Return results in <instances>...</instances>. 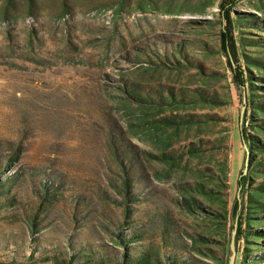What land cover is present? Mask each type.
<instances>
[{
	"label": "rangeland",
	"instance_id": "1",
	"mask_svg": "<svg viewBox=\"0 0 264 264\" xmlns=\"http://www.w3.org/2000/svg\"><path fill=\"white\" fill-rule=\"evenodd\" d=\"M220 1L0 0V264H217L240 222L236 264H264V236L249 252L245 238L264 221L234 212L249 87L234 84ZM232 17L252 21L233 27L248 76L264 0Z\"/></svg>",
	"mask_w": 264,
	"mask_h": 264
},
{
	"label": "trees",
	"instance_id": "2",
	"mask_svg": "<svg viewBox=\"0 0 264 264\" xmlns=\"http://www.w3.org/2000/svg\"><path fill=\"white\" fill-rule=\"evenodd\" d=\"M242 0H221L219 4L220 9V15H221V21L224 23L225 27L221 31V43L223 49L227 53V57L231 60L230 68L233 73L234 78V84L236 85L237 89L242 91L247 89V86L249 87V96L246 95L245 91V97L243 98V104L245 106V116L242 120L241 125V134L243 136L245 145L249 148L251 152V156L248 155V158L250 157V164L247 175L243 176L239 180V186L241 189V196L242 200L237 199L235 201L234 205V212L242 221L243 214L246 217V223L248 226L252 229L254 228V224L256 226H259V222L264 221V217H262L261 213L264 212V179L262 183L256 184V177L263 175L264 177V85H259L257 83H262L261 81L264 80V76L255 77L252 73V68L256 67L260 70H264V57L261 59H253L249 57L248 55H245L247 60L246 65V71L248 72V76H245V72L242 69V67H237L233 64L232 60L237 62V47L236 43L233 37V27L235 24H239L240 21L242 23H252L251 20H247L238 17L237 22L233 19L232 13L234 12L235 8L238 6V4ZM242 41L247 44H257V41H254L253 39H247L242 37ZM248 45V44H247ZM253 46V45H252ZM160 60L163 61V57H160L158 55ZM139 60V58H137ZM163 59V60H162ZM179 64V62H178ZM257 80V81H256ZM260 81V82H259ZM132 89V93L137 96L136 94L138 92L137 89ZM123 92H130L129 87H125L121 89ZM132 100L135 102H140V96L138 99L137 97H131ZM149 98V97H148ZM205 102H212L216 103L217 101L215 99H206L202 98ZM160 103H154L153 101V108L157 109V112L163 109V104H167L168 101L164 98H160ZM146 102H152L151 98H149V101L146 100ZM252 121V123L249 125L250 130L252 133L247 130V120ZM252 178V179H251ZM126 190H124L125 194L127 195V198L130 199L131 197V185L130 182H125ZM245 198H247V207H244V201ZM246 209V212L244 210ZM223 210H226L225 208ZM126 218H129L131 216V212L127 209L126 212ZM242 222H240V227L238 228V234L236 237V242L238 244L239 240L241 239V236H243L242 232ZM262 236H264V232H248L246 235V242L247 247L246 250L249 251H257L259 249L258 241L262 239ZM126 259V258H125ZM124 259V260H125ZM123 260L122 264H125ZM151 254L146 252L141 259L137 262V264H151ZM229 258H221L217 262V264H228ZM255 262V259H250L246 256V260L243 261L242 264H253ZM154 264H158L155 263ZM177 264V263H172Z\"/></svg>",
	"mask_w": 264,
	"mask_h": 264
},
{
	"label": "water",
	"instance_id": "3",
	"mask_svg": "<svg viewBox=\"0 0 264 264\" xmlns=\"http://www.w3.org/2000/svg\"><path fill=\"white\" fill-rule=\"evenodd\" d=\"M244 112H245V106L242 110V115L244 114ZM245 147L247 148L246 145H245ZM236 237H237V224H235L234 230L232 232V238H231V242H230L231 255L229 257L228 264H236V259H237Z\"/></svg>",
	"mask_w": 264,
	"mask_h": 264
}]
</instances>
